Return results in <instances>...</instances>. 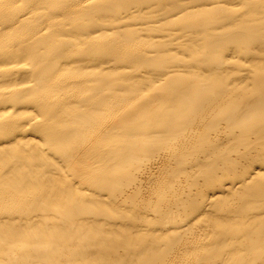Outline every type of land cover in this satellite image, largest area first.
<instances>
[{
	"label": "bare ground",
	"instance_id": "bare-ground-1",
	"mask_svg": "<svg viewBox=\"0 0 264 264\" xmlns=\"http://www.w3.org/2000/svg\"><path fill=\"white\" fill-rule=\"evenodd\" d=\"M0 264H264V0H0Z\"/></svg>",
	"mask_w": 264,
	"mask_h": 264
}]
</instances>
